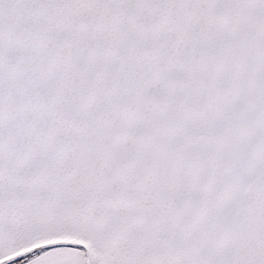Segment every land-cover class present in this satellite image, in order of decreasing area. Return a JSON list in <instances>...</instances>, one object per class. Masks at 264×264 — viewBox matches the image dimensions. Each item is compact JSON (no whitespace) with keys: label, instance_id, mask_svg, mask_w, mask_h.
Wrapping results in <instances>:
<instances>
[{"label":"snow or ice","instance_id":"6c2138e0","mask_svg":"<svg viewBox=\"0 0 264 264\" xmlns=\"http://www.w3.org/2000/svg\"><path fill=\"white\" fill-rule=\"evenodd\" d=\"M0 264H264V0H0Z\"/></svg>","mask_w":264,"mask_h":264}]
</instances>
